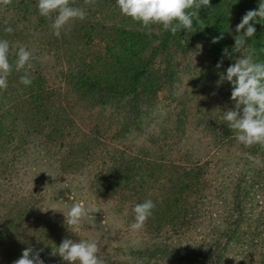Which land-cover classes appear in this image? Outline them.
<instances>
[{
  "label": "trees",
  "instance_id": "trees-1",
  "mask_svg": "<svg viewBox=\"0 0 264 264\" xmlns=\"http://www.w3.org/2000/svg\"><path fill=\"white\" fill-rule=\"evenodd\" d=\"M260 2L210 0L209 7L199 9V21L194 19L190 31L172 35L162 25H152L148 35L139 22L121 14L115 0H95L91 5H85L84 0H71V6L82 8L86 18L74 20L78 29L69 33L71 41L59 37L66 46L61 48L64 93L57 99L51 97L45 73L36 68L28 67L13 75L20 43L31 42L34 37L26 31L34 33L36 28L45 27L46 20L50 24L52 21L39 14L37 0H11L2 6L0 40L10 44L13 70L7 89L0 90L1 176L11 189L17 181L20 188L22 183L32 185L26 193L29 196H22L27 201L19 209V220L22 214L45 210L53 227L43 223L35 229L28 226L24 229L26 237L15 241L13 237L24 222H0V262L13 264L23 250L31 247L40 252L44 264H68L52 254L67 238L65 225L59 223V209L43 206L39 199L52 200L53 190L65 187L72 191L70 184L76 185L73 178L85 181L91 177L90 187L98 192L96 198L87 197L92 200L88 201L74 193V202L97 205L101 195L108 203L117 196L119 199L110 205L116 213L114 221L126 217L127 228L134 222L132 209L136 204L151 199L156 205L139 230L143 232L141 237L135 239L131 236L133 230L117 227L108 208H100L105 223L96 228L95 241L99 245L102 236L99 256L105 264H264V191L263 198L259 195L264 190V147L238 143L234 130L223 120L224 111L235 107L231 95L207 105L217 112L212 117L206 111L193 116L197 125L204 124L213 148L226 145L228 157L222 160L225 165L212 177L210 161L203 160L204 154L179 151L181 136L177 134L173 137L174 148L165 150L150 137L152 151L141 155H125L121 151L112 155L110 163L100 147L101 137L131 142L141 135V127L157 126L162 130V111L174 105L175 92L183 83L187 68L182 63L195 60L200 67L196 80L205 82L209 78L221 95L226 86L232 91V85L225 81L217 86L218 73L226 71L241 54L251 53L255 61L264 62V22H250L256 32L247 39L242 53H234L231 59L222 55L225 48L232 52L234 37L240 34L236 26L247 11L258 10ZM9 9L15 15L7 18L5 12ZM6 27L13 32L6 33ZM221 34L223 39L213 43V38ZM221 59L222 66L217 69ZM25 73L32 80L29 86L20 83ZM188 80L196 81L192 77ZM62 97L66 106L58 102ZM79 108L80 113H89L87 117L95 122L94 126H78L75 117L80 116ZM95 111L98 120L91 118ZM111 128L114 129L110 135ZM96 156L99 171L90 169ZM227 175L230 179L224 180ZM162 187L168 195L157 199ZM199 202L203 209L194 207ZM190 203L192 208L187 205Z\"/></svg>",
  "mask_w": 264,
  "mask_h": 264
},
{
  "label": "rangeland",
  "instance_id": "rangeland-1",
  "mask_svg": "<svg viewBox=\"0 0 264 264\" xmlns=\"http://www.w3.org/2000/svg\"><path fill=\"white\" fill-rule=\"evenodd\" d=\"M0 6V11H1ZM15 15V12L11 9L5 12V16L12 17ZM0 13V17H1ZM48 21V20H46ZM46 23L44 28H36L35 32L33 33L32 30L26 31L27 34L33 35L34 37L30 40L31 42H23L20 43L21 46L26 44L24 47L32 52V59L30 61V67L36 68L38 72L45 73L46 76V84L47 87L51 91V97L54 99H57V96H62L64 93V87L62 83V79H60V72L63 71V63H62V49L64 50L65 46L63 43V38L56 37L53 34V31L50 27V23ZM78 29V25H75V21H70L68 25L65 26V28L62 30L61 35L63 37H66L68 41L72 40L71 35L69 33L75 32ZM69 35V36H68ZM15 46L18 45V41H14ZM60 45H64V47H61ZM14 46V47H15ZM16 48V47H15ZM62 48V49H61ZM44 49V50H43ZM58 62L60 64H58ZM181 62V61H180ZM182 63V62H181ZM180 63V64H181ZM182 66H185L187 68L185 71H183V83L180 85V87L177 88L175 94L176 102L173 106H167L166 110L162 111V118L160 121H162V130L160 131L157 126H155V129L152 127H141L140 136H138L135 140L131 142L124 141L120 139L119 142H113L109 138H100L101 139V151L105 154L106 159L108 162H111L112 155L116 153V155L121 152L125 151L124 154L127 155H141L142 152H148L152 151L151 147V138L155 139L156 145L160 144L165 150H169L170 146L174 148V135L177 134V137H180V145L178 147L180 148L179 151L181 153L185 151H191L192 154H204L203 160L210 161L209 165L211 166V177L214 176L215 171L217 169L224 167L225 162H222V160H225L228 157V153L226 152V145L225 147H221L220 149L213 148L211 144V137L209 136L206 129H204V124L197 125L196 120L193 118V116L197 114H201L203 111L205 112H211V117L215 115L217 112H212L210 108H208L207 105L210 103H213L214 101H217L220 99H224V96L227 97L231 95V89L226 86V89H223L222 94L220 95L217 92V87L213 81H209V78H206L207 81L205 82H198L196 79L197 72L199 71L200 67L198 66L197 62L195 60L190 61L189 63H182ZM29 66L26 65L25 69H27ZM17 71L15 70L13 72V75ZM210 75V73H208ZM189 77H192L194 80H191V82L188 80ZM15 79V78H14ZM13 82L10 85V89L13 86ZM53 91V92H52ZM59 92V93H58ZM57 93V94H56ZM59 103L66 106V102L64 101L63 97L62 100H58ZM223 102V100H222ZM235 104V103H234ZM79 108V118L78 116L75 117V122H78V126L88 129L91 126L95 125V122H91L90 119H88L87 115L82 112ZM183 111V112H182ZM134 112V111H133ZM184 119L179 120V117L184 114ZM75 115V114H73ZM76 116V115H75ZM108 116V112L105 114V118ZM167 116V117H164ZM81 121H79V119ZM93 119H97L96 117V111L93 113L92 117ZM104 118V120H105ZM108 121V118H106ZM179 120V122H177ZM113 129H110V135L113 133ZM167 131V134L164 135L163 132ZM151 137V138H150ZM99 140V138H98ZM174 143V144H173ZM209 145L207 148L206 145ZM98 150H99V143H98ZM127 152V153H126ZM88 161L86 160L85 166H87ZM81 167V164L78 165ZM90 169H93L94 171H99V156H96L90 166ZM209 169V170H210ZM2 169L0 168V222L7 223L11 219H15L17 221H23L24 224L17 230L16 234L14 235L13 239L16 241V239H24L26 237L24 233V229L28 226H31L32 229H35L38 227L40 223H43L45 226L46 224H50L53 227V222L49 219V212L40 211L38 213L32 214H22L21 220H19V209L23 205V201H27L22 196H29L27 191L31 189V183H22L20 188V183L17 181V186L13 189H11V184L8 185L6 180L4 181V178L1 176ZM228 173V172H227ZM75 179L77 181H75ZM87 180L82 181L79 178H73V182L76 183L75 186H71L70 189L72 191H67L66 187L62 190H53L52 192V200L47 198V200L44 201V199H39V203L43 206H49L51 209H59L57 214L59 215V223H63L65 225V237L68 239L78 241L80 239H86L90 238L97 240V233L95 232L96 228L99 224L103 225L105 223L104 219L102 218L103 211H97V212H90L89 215L83 220L82 225L76 227L74 230L71 231V226H67L65 223V216L63 212H67L68 209L71 207V205L74 202L75 196L74 193H78L79 196H82V199L87 197L90 198H96L97 196V189H94L93 187H90V181L91 177H86ZM230 179V175H227L224 180ZM11 191L14 192V195H11ZM263 191L261 190L259 194L263 198ZM23 193V195L21 194ZM158 194H154L156 197ZM168 193L164 187H162L160 195L157 199H163L167 197ZM72 197L71 199H69ZM100 198L97 199V205H94L95 202L84 204L88 207H96V208H108L109 215L113 217V223H117V227L123 228V230L128 229L131 230V228H127L128 226L125 224L128 219L125 217L122 220H115L114 217L116 215L115 211L110 207L112 204L111 202H116L119 197H111L110 202L108 203V200L103 197L102 195L99 196ZM20 200L21 204H17V201ZM68 200H71L72 202L69 203ZM264 201V200H263ZM49 205H46V203ZM80 203L82 201L80 200ZM108 203V204H107ZM4 206H3V205ZM189 207L192 208V203L187 204ZM202 207L201 203L199 202L198 205L194 207ZM199 208V207H198ZM202 211V210H201ZM101 213V214H100ZM127 216V215H126ZM39 217L40 220L36 221L35 218ZM26 219H29V223H27ZM27 223V224H26ZM70 229V230H68ZM143 232L140 233V231H133L131 233L132 239H135V236L141 237ZM99 245H102L101 242L103 241L102 236L99 237ZM115 240H108V243H113ZM99 255V253H98ZM257 254H250L247 256L246 259H250L253 256H256ZM6 262L1 261L0 264H5Z\"/></svg>",
  "mask_w": 264,
  "mask_h": 264
},
{
  "label": "clouds",
  "instance_id": "clouds-1",
  "mask_svg": "<svg viewBox=\"0 0 264 264\" xmlns=\"http://www.w3.org/2000/svg\"><path fill=\"white\" fill-rule=\"evenodd\" d=\"M10 3L11 0H0V6L6 7ZM94 3L95 0H84L85 5ZM115 3L122 15L139 22L144 29H147L148 35H151L152 25H162L163 29L170 31L172 35L182 30L190 31L194 19L199 21V9L202 6H210V0H115ZM37 8L41 16L52 21L50 27L56 37L61 36L62 30L70 21L76 19L82 21L86 18L82 8L71 6V0H37ZM53 13H56L54 19H52ZM251 21L264 22V0H261L258 10H249L242 17L241 22L236 26V32L240 34L234 37L232 52L225 48L223 57L231 59L234 53H242L247 39L253 37L256 32ZM4 31L12 33L13 29L6 27ZM221 39L223 34L214 37L212 42L218 43ZM9 51V42L0 40V90L7 89L8 76L13 70L9 61ZM16 56L17 72L25 69L26 65L31 66L32 52L24 46L18 48ZM222 63L223 59L217 63V69L221 68ZM218 75L217 86L225 81L232 85L231 100L235 102V107L224 111L223 120L231 130H234L237 142L245 147L256 144L264 147V62L255 61L251 53L241 54L226 71L219 72ZM20 83L29 86L32 80L25 73L20 77ZM155 206L151 199L136 204L132 209L134 222L130 225L131 230L142 229ZM97 211L100 209L75 202L67 212H63L65 223L71 226L72 231L82 225L90 212ZM57 249L58 251L52 254L59 255L68 264H105L104 259L98 255L101 249L95 240L74 241L65 238ZM13 264H44V261L40 258L39 251L29 247L23 250L21 257Z\"/></svg>",
  "mask_w": 264,
  "mask_h": 264
}]
</instances>
